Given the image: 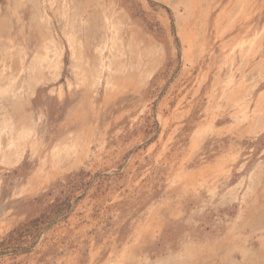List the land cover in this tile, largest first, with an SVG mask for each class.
<instances>
[{
    "label": "rangeland",
    "instance_id": "rangeland-1",
    "mask_svg": "<svg viewBox=\"0 0 264 264\" xmlns=\"http://www.w3.org/2000/svg\"><path fill=\"white\" fill-rule=\"evenodd\" d=\"M19 1L0 0V84L9 90L0 112L3 105L16 123L26 116L40 149L0 164V264H117L123 253L133 257L124 264H158L189 244L200 252L193 264H264V130L235 127L226 107L191 149L227 70H219L221 47L264 25V0H248L244 14L243 0ZM106 17L118 23L130 83L104 69L91 88L78 80L69 39L74 31L89 69L112 59L103 51ZM40 25L59 66L32 88ZM130 43L147 55L140 65ZM259 64L264 35L242 70L245 85L258 83L253 107L264 95ZM12 91L19 105L11 108ZM69 142L81 144L77 159L53 167L54 148ZM176 171L189 179L176 180ZM253 174L262 182L248 197Z\"/></svg>",
    "mask_w": 264,
    "mask_h": 264
},
{
    "label": "bare ground",
    "instance_id": "bare-ground-1",
    "mask_svg": "<svg viewBox=\"0 0 264 264\" xmlns=\"http://www.w3.org/2000/svg\"><path fill=\"white\" fill-rule=\"evenodd\" d=\"M92 1L89 0L88 3L91 4ZM21 2L22 1H19L17 2V4L20 5L22 4ZM50 3L52 4V2ZM247 4H248V0H243V2L241 3L240 8H239V10H241L239 11L241 14H244L243 12H245ZM39 34H40L41 41H42L41 47L43 51H40L38 53L37 57L32 61V64L30 65V67H28V69L30 70V74H31L32 88L38 83V81L41 80L42 75H44V70L48 69L51 64L55 68H58L59 66L58 63L55 62L56 60L60 58V55L56 51L55 46H54L55 42L47 37L45 33V28L43 25L39 26ZM105 35L106 36L103 41V51L107 50L110 53H112L113 58L107 59L106 62L104 61L99 62V64H97V66L93 67L92 69H89L90 66L88 64V59L84 57L81 44L77 43V38L75 36L74 31L70 35L69 41L72 42L70 43V47L74 45L73 56H75V60H76L75 69H76V73L79 75L78 80L84 85L85 83H88V85H90L91 88L97 87L100 84L101 75L104 69L107 71H114L116 73H121V74L124 73L123 76L119 77V79L125 81L126 83L127 82L130 83V78H129L130 74L124 72V68H125L124 62L125 61H123V57L125 56V53H124L125 48H123L122 43L118 42L119 40L118 23L113 22L112 19L108 17L105 18ZM263 35H264V25L259 30L257 31L255 30L253 33L251 32L246 33L245 36L238 38L236 41L234 40L235 42H233L229 46L227 45V46L221 47L223 50L222 54H223L224 60L219 65V70H222L223 68H226L227 70H226V73L224 74V77H222L219 83L220 93L217 99L216 106L213 107L214 109H213V112L211 113L210 121H208L205 124L203 123L202 126L198 127V129L195 130L192 143H191L192 150L196 149L198 145H200L199 143L201 139L213 127V122H215V119L217 118L216 112L220 111L221 109H225L226 107L232 108L233 112L231 113V121H232V125H234L235 127L247 124L249 127V132L253 134H259L260 132L264 130V95L261 94L256 100L255 106L254 107L251 106V104L253 103L254 90L258 83L253 82L249 86L245 85L246 82H249V80L245 78L246 76L242 72L243 67H246L249 64L250 58H252L253 54L256 53L258 49L260 48L261 37ZM128 47L129 48L131 47V43L129 44ZM130 51L131 53H134L135 55H137L136 62H138L140 65L142 56L143 55L145 56V54L142 53V50L139 49L138 47H136L135 49L130 48ZM237 58L239 59L238 65L235 64V60ZM254 78H261V80L264 79V66L262 64H259V66L257 67L256 75L254 76ZM254 78H251V79L253 80ZM120 84L121 83L118 81V79L113 76L111 80L108 81V85H110L114 89H118L119 87H121ZM8 91L9 90L4 88L0 84V101L2 100L7 101L6 100L7 98H5L4 95L8 93ZM8 97L12 99V102H9L8 104V106H11L12 108L17 104L15 100V97H16L15 92L13 91L10 92ZM18 105L19 103L17 104V106ZM1 109H2V112H0V164H10L12 162H18L23 157L26 151V148H30L29 150L32 155L37 154V152H39L38 149L40 148L38 147V144L36 143V140L34 139V129L29 123L27 117L26 116L22 117L18 121V123H16L14 114L12 115L6 110L3 111V105ZM20 109H21V105L16 108L17 111ZM159 119L161 120V122L166 128L168 125L170 126L172 118L169 120L163 121L162 116L159 115ZM232 129L234 128L232 127ZM166 144H168V142H166ZM166 144L165 143L163 144V151H166L167 149ZM80 147H81V144L78 142H69L68 144L66 145L64 144L61 146L57 145L54 148L52 155H51V163L53 164V167L60 165V163L64 159L68 160V158H73L76 160L80 153ZM45 165H46V161L42 163V166L39 169V174L41 176L42 174H48L46 173V171H44ZM177 171L175 173H178ZM262 177L263 176L261 174H257V175L253 174L249 177V186H248L249 191L247 193L248 197L251 196L252 193L256 192L257 186L261 184L262 182ZM181 178L182 176H180V173L175 175L176 180L185 179V178H182V179ZM176 180L174 181L172 180V181L176 182ZM1 227L2 226H0V229ZM235 229L236 231L234 230V233H235L234 236L236 237V234H239V236H241L242 235L241 233H237L239 229L237 227ZM239 236L237 237L240 238ZM196 247L193 246L192 244H189L185 247V251L181 255L161 260L158 264H193L195 262V259L198 258L199 253H200L199 249ZM234 247H237L241 250V254L243 258L251 256L250 250L247 247L242 246V245L240 246V244L238 243L234 244ZM131 248L129 249L131 250ZM125 252L127 253V251ZM129 259H133V257H130V256L127 257L125 253H123L117 257L116 262L117 264H122L123 262ZM107 264H112V263L109 262Z\"/></svg>",
    "mask_w": 264,
    "mask_h": 264
}]
</instances>
